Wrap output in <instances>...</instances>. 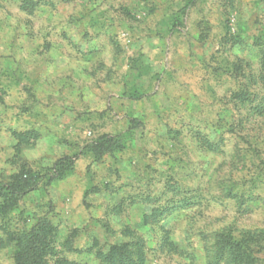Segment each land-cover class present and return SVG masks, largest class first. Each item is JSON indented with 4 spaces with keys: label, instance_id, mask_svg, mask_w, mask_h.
<instances>
[{
    "label": "rangeland",
    "instance_id": "1",
    "mask_svg": "<svg viewBox=\"0 0 264 264\" xmlns=\"http://www.w3.org/2000/svg\"><path fill=\"white\" fill-rule=\"evenodd\" d=\"M41 226L47 264H264V0H0V264Z\"/></svg>",
    "mask_w": 264,
    "mask_h": 264
},
{
    "label": "trees",
    "instance_id": "2",
    "mask_svg": "<svg viewBox=\"0 0 264 264\" xmlns=\"http://www.w3.org/2000/svg\"><path fill=\"white\" fill-rule=\"evenodd\" d=\"M110 139L104 140L97 147H100L99 151L96 152V156H101L106 150L107 146H110ZM67 165V164H66ZM69 166V165H68ZM35 174H29V179H34ZM30 180L25 183L29 184ZM45 230L41 227H33L27 235H22L18 239V252L15 260L17 264H47L41 256L44 245H45ZM122 258H117V263H120ZM57 264H72L64 260L58 261ZM127 264H143L142 259L137 261H128Z\"/></svg>",
    "mask_w": 264,
    "mask_h": 264
},
{
    "label": "crops",
    "instance_id": "3",
    "mask_svg": "<svg viewBox=\"0 0 264 264\" xmlns=\"http://www.w3.org/2000/svg\"><path fill=\"white\" fill-rule=\"evenodd\" d=\"M210 45H211L210 42L205 41L202 43L200 42V43H195V44H188L187 48L195 49V47H196V49H197L196 55H198L199 56L198 58L201 59L203 56H205V52H203V51H206L209 48H211ZM183 46H185V45L183 44ZM198 50H199V52H198Z\"/></svg>",
    "mask_w": 264,
    "mask_h": 264
}]
</instances>
